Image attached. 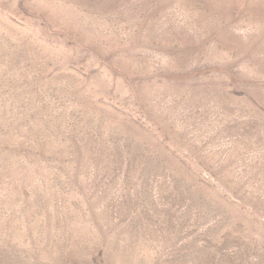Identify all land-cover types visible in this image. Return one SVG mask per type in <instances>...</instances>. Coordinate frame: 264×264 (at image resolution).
<instances>
[{
    "label": "rangeland",
    "instance_id": "1",
    "mask_svg": "<svg viewBox=\"0 0 264 264\" xmlns=\"http://www.w3.org/2000/svg\"><path fill=\"white\" fill-rule=\"evenodd\" d=\"M0 264H264V0H0Z\"/></svg>",
    "mask_w": 264,
    "mask_h": 264
}]
</instances>
